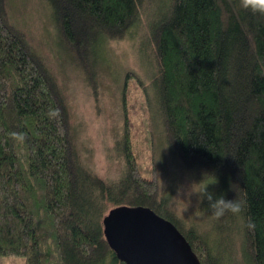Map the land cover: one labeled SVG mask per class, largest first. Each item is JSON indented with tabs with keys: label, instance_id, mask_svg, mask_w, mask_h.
I'll list each match as a JSON object with an SVG mask.
<instances>
[{
	"label": "trees",
	"instance_id": "1",
	"mask_svg": "<svg viewBox=\"0 0 264 264\" xmlns=\"http://www.w3.org/2000/svg\"><path fill=\"white\" fill-rule=\"evenodd\" d=\"M44 1L59 43L94 88L107 41L147 18L150 87L126 75L142 88L165 147L243 210L217 220L206 202L214 238L178 217L153 158L148 169L138 162L127 118L115 142L122 174L108 180L88 167L63 88L0 0V255L23 264H124L103 220L127 205L171 221L200 264H264V16L239 0ZM234 237L238 249L226 244Z\"/></svg>",
	"mask_w": 264,
	"mask_h": 264
},
{
	"label": "rangeland",
	"instance_id": "2",
	"mask_svg": "<svg viewBox=\"0 0 264 264\" xmlns=\"http://www.w3.org/2000/svg\"><path fill=\"white\" fill-rule=\"evenodd\" d=\"M5 1L10 20L26 33L64 90L83 162L102 178L117 179L124 170V159L115 142L120 138L127 118L138 162L143 169H148L153 158L160 191L170 194L172 210L214 238L216 232L204 212L207 199L201 202L198 194L191 195L208 184V190H213L214 184H206L186 170L184 163L159 140L161 127L143 106L142 88L126 75L134 73L144 87H150L155 69L144 45L147 18L143 17L123 39L107 41L96 65L94 88L59 43L50 9L44 0ZM149 136H152L151 144ZM226 244L235 249L240 246L236 237L227 240ZM0 264H23V259L0 255Z\"/></svg>",
	"mask_w": 264,
	"mask_h": 264
},
{
	"label": "water",
	"instance_id": "3",
	"mask_svg": "<svg viewBox=\"0 0 264 264\" xmlns=\"http://www.w3.org/2000/svg\"><path fill=\"white\" fill-rule=\"evenodd\" d=\"M103 228L107 244L124 264H200L176 226L148 207L112 208Z\"/></svg>",
	"mask_w": 264,
	"mask_h": 264
},
{
	"label": "clouds",
	"instance_id": "4",
	"mask_svg": "<svg viewBox=\"0 0 264 264\" xmlns=\"http://www.w3.org/2000/svg\"><path fill=\"white\" fill-rule=\"evenodd\" d=\"M239 2L243 9L248 10L253 14L264 16V0H239ZM208 185L202 191H193L191 195L193 193L198 194L201 202H203L205 198L207 199L209 207L211 208L212 217L219 220L229 213L233 215H239L242 212V202L237 201L236 199L226 200L223 195H216L215 192L209 191Z\"/></svg>",
	"mask_w": 264,
	"mask_h": 264
}]
</instances>
